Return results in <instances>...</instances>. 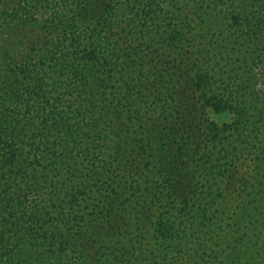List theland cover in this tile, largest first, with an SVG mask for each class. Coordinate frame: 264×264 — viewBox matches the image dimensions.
Segmentation results:
<instances>
[{
    "label": "trees",
    "instance_id": "obj_1",
    "mask_svg": "<svg viewBox=\"0 0 264 264\" xmlns=\"http://www.w3.org/2000/svg\"><path fill=\"white\" fill-rule=\"evenodd\" d=\"M0 20V264H264V0Z\"/></svg>",
    "mask_w": 264,
    "mask_h": 264
},
{
    "label": "rangeland",
    "instance_id": "obj_2",
    "mask_svg": "<svg viewBox=\"0 0 264 264\" xmlns=\"http://www.w3.org/2000/svg\"><path fill=\"white\" fill-rule=\"evenodd\" d=\"M12 3H14V0H2L1 2H0V8L1 7H4V6H11L12 5ZM44 13V12H43ZM42 13V14H43ZM42 14H38L39 16H41ZM46 16V15H45ZM0 22L2 23V20H0Z\"/></svg>",
    "mask_w": 264,
    "mask_h": 264
}]
</instances>
